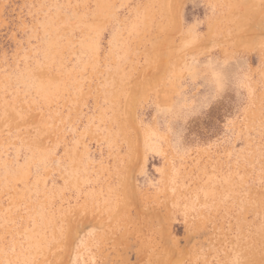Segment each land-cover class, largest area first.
Masks as SVG:
<instances>
[{"label":"rangeland","instance_id":"374dc122","mask_svg":"<svg viewBox=\"0 0 264 264\" xmlns=\"http://www.w3.org/2000/svg\"><path fill=\"white\" fill-rule=\"evenodd\" d=\"M0 264H264V0H0Z\"/></svg>","mask_w":264,"mask_h":264},{"label":"bare ground","instance_id":"6f19581e","mask_svg":"<svg viewBox=\"0 0 264 264\" xmlns=\"http://www.w3.org/2000/svg\"><path fill=\"white\" fill-rule=\"evenodd\" d=\"M261 11V10H260Z\"/></svg>","mask_w":264,"mask_h":264}]
</instances>
